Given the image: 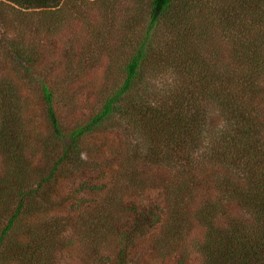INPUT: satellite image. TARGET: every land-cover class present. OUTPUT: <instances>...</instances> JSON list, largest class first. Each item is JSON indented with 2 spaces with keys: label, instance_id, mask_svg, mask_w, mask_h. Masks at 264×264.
<instances>
[{
  "label": "trees",
  "instance_id": "16d2710c",
  "mask_svg": "<svg viewBox=\"0 0 264 264\" xmlns=\"http://www.w3.org/2000/svg\"><path fill=\"white\" fill-rule=\"evenodd\" d=\"M77 1L99 9L75 32ZM0 5L43 116L26 131L20 85L0 80V264H264V0ZM28 27L70 28L66 62ZM103 55L96 105L70 123Z\"/></svg>",
  "mask_w": 264,
  "mask_h": 264
},
{
  "label": "rangeland",
  "instance_id": "374dc122",
  "mask_svg": "<svg viewBox=\"0 0 264 264\" xmlns=\"http://www.w3.org/2000/svg\"><path fill=\"white\" fill-rule=\"evenodd\" d=\"M133 1L137 0H115L119 7L131 6ZM68 9L70 11H66L72 13L71 22L75 24L72 28L75 29V32H78L81 31L80 25L84 19L94 18L98 15L99 5H94L92 7L85 4L81 5V3L77 1L73 7H68ZM14 17L15 14L10 9L4 7V5H0V80H11L20 85V95L24 104L22 106L23 126L26 131L32 130L36 133L40 131V129H43V116L41 114L42 102L40 95L37 89L21 74L18 63L5 51V40L13 38L15 34V28L12 24L17 23L18 20L14 21ZM69 29L70 28L67 29L64 27L59 30V34H57L58 32L53 34L49 40L46 41V39L44 40L42 37L38 39V36L36 35L32 38L28 33L29 30L32 32V29L28 27L26 32V42L28 43L32 38L37 45L42 46L44 44V47H46L48 52L47 59L52 60V55H54L55 62L62 65L66 62V59L61 55L62 52L60 51L61 49L65 50L63 49L64 46L67 45L65 42L69 38L68 36H72L69 33ZM106 61L107 59L103 55L98 62H93V64L88 63L89 66L84 72L79 73L76 78L75 84L70 92V97H73V99L69 105V110L66 112L70 114L66 117L70 123L84 119L85 116H88L95 107L97 101L96 93L99 91L98 89L101 88L102 84L105 83ZM109 138L114 146L120 144V139L118 137L112 135ZM84 199H87V197H84ZM72 255L75 258L78 257L76 256V252ZM188 264H199L198 257L193 256Z\"/></svg>",
  "mask_w": 264,
  "mask_h": 264
}]
</instances>
